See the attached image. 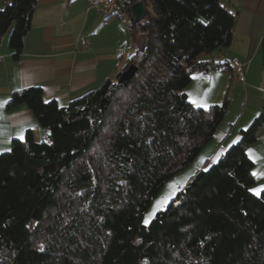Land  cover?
<instances>
[{"label":"trees","instance_id":"trees-1","mask_svg":"<svg viewBox=\"0 0 264 264\" xmlns=\"http://www.w3.org/2000/svg\"><path fill=\"white\" fill-rule=\"evenodd\" d=\"M3 1L0 47L10 32L19 59L38 0ZM140 1L147 15L127 25L134 39L148 33V46L114 77L66 105L45 100L40 85L11 93L7 109L25 104L45 138L29 129L0 153V264H264V188L251 191L247 152L264 129V103L239 140L144 223L228 112L227 94L200 107L185 88L194 72L221 65L201 56L231 45L236 14L221 0ZM261 49L264 66V31Z\"/></svg>","mask_w":264,"mask_h":264},{"label":"crops","instance_id":"crops-1","mask_svg":"<svg viewBox=\"0 0 264 264\" xmlns=\"http://www.w3.org/2000/svg\"><path fill=\"white\" fill-rule=\"evenodd\" d=\"M221 1L236 14L233 42L204 58L221 65L196 72L194 94L187 87L185 92L190 101L199 99L209 106L220 102L223 94L234 87L244 100L237 114H231L234 108L229 105L214 138L192 162L202 156L197 169L207 168L236 143L241 130L251 125L264 103V0ZM137 38L118 16L103 19L99 11L88 7V0H38L19 59L14 58L5 35L1 39L0 153L10 149L13 138L24 139L29 129L37 141L45 136L25 104L7 109L14 90L40 85L45 100L56 99L66 105L72 98L97 88L105 78L114 77L126 58L139 50ZM235 58L244 64V82L238 79L232 63ZM247 152L255 161L254 188L260 191L264 188V129Z\"/></svg>","mask_w":264,"mask_h":264},{"label":"rangeland","instance_id":"rangeland-1","mask_svg":"<svg viewBox=\"0 0 264 264\" xmlns=\"http://www.w3.org/2000/svg\"><path fill=\"white\" fill-rule=\"evenodd\" d=\"M4 7V1L1 0L0 1V8ZM10 35V32L5 34V38L8 39ZM2 50H0L1 52ZM208 57V53H205L201 56V59L207 58ZM198 72V71H197ZM195 73H193V77H192V81L189 84V86H187L186 90H192V94H194V89H196V87L194 86L195 83H197V79H195ZM195 79V82H194ZM227 94V96L230 99V105L231 107L234 108L233 112L231 114H237L238 112H240L242 110V97L238 96L237 93H235L234 91V87L226 93L223 94V96H225ZM231 95V96H230ZM224 98V97H223ZM223 99H221L222 101ZM244 100V99H243ZM220 101V102H221ZM191 103L195 106H197V104H195L193 101H191ZM219 103V102H218ZM202 107V106H200ZM205 107V106H204ZM45 138V136H44ZM25 139V137H24ZM22 139V140H24ZM202 156L199 157L195 163H191L187 168L183 169L182 171H180L178 174H176L173 178H171L161 189V191L159 192V194L153 199L151 205L149 206V208L147 209V211L145 212L144 215V223L145 221H148V223L145 224H149L150 221L153 219V217L156 215V213L159 210L164 209L168 203L175 197V195L182 190L183 188H185L187 186V184L190 183L191 181V177L194 176V174L196 173V171L198 170L197 166H199L200 162L202 161ZM190 180V181H189ZM165 199L167 200L166 203H164L163 201H165Z\"/></svg>","mask_w":264,"mask_h":264},{"label":"built area","instance_id":"built-area-1","mask_svg":"<svg viewBox=\"0 0 264 264\" xmlns=\"http://www.w3.org/2000/svg\"><path fill=\"white\" fill-rule=\"evenodd\" d=\"M126 1L129 0H88V7L99 11L103 19L118 16L124 23L130 25L134 18L125 5ZM232 63L237 71L238 79L244 82L245 68L243 62L235 58Z\"/></svg>","mask_w":264,"mask_h":264},{"label":"water","instance_id":"water-1","mask_svg":"<svg viewBox=\"0 0 264 264\" xmlns=\"http://www.w3.org/2000/svg\"><path fill=\"white\" fill-rule=\"evenodd\" d=\"M125 5L128 7V10L132 14L134 21L136 23L142 21L147 15L145 4L142 1L134 2V3H131L130 1H126ZM137 42L139 44V50L144 51L149 43V34L148 33L138 34ZM136 69H137L136 65L134 64L130 65L129 68L121 74V76L119 77V81L124 82L127 79L131 78L134 75Z\"/></svg>","mask_w":264,"mask_h":264},{"label":"snow or ice","instance_id":"snow-or-ice-1","mask_svg":"<svg viewBox=\"0 0 264 264\" xmlns=\"http://www.w3.org/2000/svg\"><path fill=\"white\" fill-rule=\"evenodd\" d=\"M195 104H197V106H207V104H206V102L205 101H202V100H199V99H197V100H194L193 101ZM22 138V137H21ZM249 153L251 154L252 153V150H249ZM251 191H253V192H255L257 195H260V191L259 190H257V189H252ZM164 203H166L167 202V200L165 199V201H163ZM145 223H148V221H145ZM41 251H43V246H41V249H40Z\"/></svg>","mask_w":264,"mask_h":264}]
</instances>
